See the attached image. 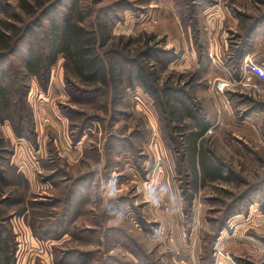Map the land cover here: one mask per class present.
<instances>
[{
    "label": "rangeland",
    "instance_id": "rangeland-1",
    "mask_svg": "<svg viewBox=\"0 0 264 264\" xmlns=\"http://www.w3.org/2000/svg\"><path fill=\"white\" fill-rule=\"evenodd\" d=\"M71 1L27 0L28 15L22 0H0V31L9 23L10 44L30 30L17 53L0 62V72L28 105L34 130L32 139L18 138L11 121L0 120V172L7 183L0 184V216L15 243L14 264H57L71 251L92 254L75 264H139L119 243L125 236L156 264H264V109L251 113L254 102L264 105V92L233 87L218 94L213 88L239 74L241 64L228 67L220 49L240 42L234 35L241 33V16H261L264 0H206L193 13L184 0H77L73 12L86 28L102 23L109 30L99 54L112 48L135 59L154 48L157 61L145 67L160 88L174 89L158 91L160 99L205 118L203 147L224 181H194L179 130L194 124L163 113L135 83L120 86L114 97L111 88L82 85L61 56L45 86L26 73L28 48L49 53V22L60 27ZM252 52L264 61V38L244 56ZM163 117L175 131L165 128ZM63 213L67 228L53 239L44 226L50 229Z\"/></svg>",
    "mask_w": 264,
    "mask_h": 264
},
{
    "label": "trees",
    "instance_id": "trees-1",
    "mask_svg": "<svg viewBox=\"0 0 264 264\" xmlns=\"http://www.w3.org/2000/svg\"><path fill=\"white\" fill-rule=\"evenodd\" d=\"M33 1L35 4H39L40 2V0ZM53 1L54 0H41L43 4ZM205 1L206 0H184L189 13H193V7L200 6V4ZM77 5V0L71 1L67 7L66 18L60 27H57L53 22H49L50 32L48 35L50 37V51L48 54H36L32 47L28 48L25 59L22 61V66L26 73L36 77L40 84L45 86L49 82V68L55 63L56 57L61 56L64 60L63 65L66 71L70 72L71 75L77 78L84 86L94 84L105 87L107 90L111 88V92H114L115 95L118 93V89H121L120 86L127 84L128 87H133L135 83V85L140 86V88L153 99L155 104L164 107L165 111L163 113H166L170 117L177 116L176 121H178V123L187 120L194 124H192L193 129L189 128L187 125L179 129L182 132L180 134H183L184 137V149L187 151V159L194 181H202L207 178L211 181L226 180L223 170L218 165L212 163L211 158L207 154L208 151L203 147L201 138L204 136L209 126V124L203 120L205 118L200 117L197 112H194V110L188 106L176 108L172 107L173 105L169 103L168 99H160L158 91L166 94L172 92L174 89L166 83L165 87L160 88L158 79L154 76V73L150 72L145 67L146 64H149L148 61H150L151 58L157 61L155 55L156 51L153 50L154 48L146 47L137 54L135 59L128 58L124 55L123 51L112 48L99 54V51L103 49L108 40L111 39L109 30L102 23L98 25L97 30L86 28L82 25V17L74 20V15L76 13L73 12L77 9ZM21 8H24L28 15L32 14V10L27 9L30 8L27 0H22ZM42 18H46V16L42 15ZM246 20L250 22L247 26L245 23ZM239 24L241 33L240 35H234V37L236 39L239 38L240 42L228 48L226 53V65L228 67L239 68L243 56L251 47L253 36L259 31H264V13L259 17L241 16ZM3 26L4 28L0 31V45H2L0 62L7 57L14 56L20 48L22 40L30 34L29 28L20 31V37L17 41L13 42V44L15 43V45H13L10 44V42H12V37L6 33L11 32L9 23L4 22ZM15 35H18V32H16ZM159 54L170 56L173 53L170 51H160ZM197 54L198 56L201 54L199 49ZM141 59H143V62H141ZM164 65L166 66V64ZM132 68H134V71ZM2 73L3 71L0 72V120L8 119L9 122L11 121L13 132L18 138L32 139L34 136L32 113L29 107H27L28 105L20 101L15 89H13L9 83V79ZM116 96L117 95L114 97ZM229 96L230 98H234L231 95ZM263 109L264 105L254 102L252 104L251 113L255 111L261 112ZM8 113L12 114L10 118L6 117ZM163 123L165 128L169 127V131H175V127H171L166 123L164 117ZM169 138L174 142V137L171 133L169 134ZM77 139L78 138H75V142ZM177 164L178 168H180L179 160ZM0 184H7L1 172ZM77 190L80 191L79 188H76L73 192ZM67 199H69V197ZM190 207L188 203H186L184 207V212L189 218L187 221L188 225L186 226L187 233L190 231L189 227L191 223ZM4 219L6 218L0 216V264H14L15 243L11 237L9 228L4 223ZM139 221L141 224L143 223L141 219H139ZM66 225L67 218L63 213L57 216V219L53 221L50 229L44 226L43 232H50L52 237H54L53 239H59L61 235L60 230L67 228ZM127 239V236H125V239L120 238L119 243L121 242L124 244L125 248L133 254L139 264H156L150 259L148 254L145 256L137 245L134 243L132 245L127 243ZM211 245H213V243ZM54 253L56 255L57 250L54 249ZM91 255V253L84 254L76 251L65 252L62 253L57 264L67 263L69 260L73 262L72 264H75L76 260L81 262L86 259L87 261L88 258H91ZM210 262L209 264H212V261Z\"/></svg>",
    "mask_w": 264,
    "mask_h": 264
},
{
    "label": "built area",
    "instance_id": "built-area-1",
    "mask_svg": "<svg viewBox=\"0 0 264 264\" xmlns=\"http://www.w3.org/2000/svg\"><path fill=\"white\" fill-rule=\"evenodd\" d=\"M240 87L241 90L250 93L262 94L264 92V68L249 58L242 60L237 77L219 79L214 85L215 93H224L232 88ZM230 262L235 264L231 259Z\"/></svg>",
    "mask_w": 264,
    "mask_h": 264
},
{
    "label": "crops",
    "instance_id": "crops-1",
    "mask_svg": "<svg viewBox=\"0 0 264 264\" xmlns=\"http://www.w3.org/2000/svg\"><path fill=\"white\" fill-rule=\"evenodd\" d=\"M205 3V2H204ZM212 5V4H211ZM206 9H208L209 7H206V6H204ZM211 7V6H210ZM206 9H204V10H206ZM230 9V8H229ZM228 9V10H229ZM231 10V9H230ZM232 11H233V9H232ZM223 14V13H222ZM226 14V16H230V13H225ZM232 14V16L234 17V15H233V13H231ZM237 15H239V14H237ZM238 17L236 16V24H238ZM237 30V29H236ZM235 32V31H234ZM233 32V33H234ZM262 38H264V31H259L255 36H253V38H252V42H251V49H253V51L255 50V48H256V44H257V42H260V40L262 39ZM257 40H259V41H257ZM262 43H263V41H262ZM207 47V46H206ZM208 48V47H207ZM227 49H228V47L227 48H221L220 50H222V53L220 54L222 57H223V59H226L227 60V57H226V52L225 51H227ZM254 52H252V53H248L246 56H244L243 58H242V60L243 59H245V58H250V57H252L254 54H253ZM252 59H253V61L256 63V64H258V65H260V66H262L263 68H264V61L263 62H257L256 61V59H254V57H252ZM242 63V62H241ZM240 63V64H241ZM211 65V64H210ZM226 99V98H225ZM226 102H227V99H226ZM223 105H224V102H221ZM221 109H223V107L221 108L220 107V110ZM224 110H225V108H224ZM78 191V190H77ZM256 221H258V220H256ZM218 262V261H217ZM219 264H229L226 260H220V262H219Z\"/></svg>",
    "mask_w": 264,
    "mask_h": 264
}]
</instances>
